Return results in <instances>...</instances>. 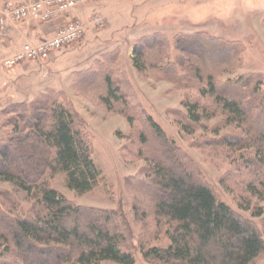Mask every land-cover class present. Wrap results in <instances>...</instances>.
Here are the masks:
<instances>
[{"label": "trees", "instance_id": "trees-1", "mask_svg": "<svg viewBox=\"0 0 264 264\" xmlns=\"http://www.w3.org/2000/svg\"><path fill=\"white\" fill-rule=\"evenodd\" d=\"M172 39L143 35L134 44L132 65L142 77L155 70L175 87L195 91L181 101L185 111L170 110L182 133H194L207 117L221 118L212 136L194 145L209 148L214 158L235 155L234 174L243 182L237 205L250 211L249 198L264 197V74L220 79L240 62L239 42L203 31ZM117 60L116 50L100 55L89 68L73 72L71 84L109 112L115 102L124 104L119 114L129 122L135 144L123 145V156L144 161L123 183L141 223L138 246L130 249L133 236L121 211L75 204L50 186L63 173L66 187L85 194L100 172L87 125L62 91L47 88L0 112V127L7 128L0 135V179L43 207L41 215L24 216L15 212L13 197L0 195V264H139L137 255L146 264L263 261L264 217L259 227L220 199L138 102ZM251 215L261 217L263 210L256 207ZM162 234L167 244H152Z\"/></svg>", "mask_w": 264, "mask_h": 264}, {"label": "rangeland", "instance_id": "rangeland-1", "mask_svg": "<svg viewBox=\"0 0 264 264\" xmlns=\"http://www.w3.org/2000/svg\"><path fill=\"white\" fill-rule=\"evenodd\" d=\"M136 3L134 7L131 6L127 10L110 3V16H115L117 22L107 19L106 23L110 26L107 28L101 16L91 17L87 23L83 22L85 27L81 45L74 47V43L66 48L50 52L47 58H50V64L46 65V69L43 67L34 69V73L41 82L51 76L55 80L60 78L68 82L67 88L60 84H55V88L61 89L57 91L64 93L83 123L87 125L92 145V160L100 172L97 185L85 194H78L66 187L63 173L55 174L50 179V186L75 204L121 211L133 236L130 249L134 250L138 246L140 234H142L141 223L134 214L131 198L123 183L124 178L136 173L144 161L128 159V157L126 160L123 156L122 146L135 144V139L129 133L131 130L129 122L119 114L124 104L122 101L115 102L113 111L109 112L99 103L77 91L71 84L73 72L89 68L100 55L116 50L118 65L125 74L124 79L132 84L137 100L146 112L190 157L220 199L261 227L262 217H264V197L263 199L249 198V202L254 206L251 210L256 207L263 210L261 217H254L251 215V210L242 209L237 205V201L242 200L239 194L243 193V182H241V176L234 174L238 171L239 164L235 155L233 158L231 155L214 158L211 157L209 148L198 149L194 145L197 141H202L203 137L212 136V129L222 123L221 118L207 117L201 121L202 126L198 127L194 133L190 135L182 133L178 128L174 112L171 114L170 110L185 111L181 101L187 96L194 97L195 91L175 87L171 82L159 78L155 70H149L147 76L142 77L133 67L131 56L134 44L143 35L158 32L171 41L179 33L203 31L226 41L241 43L240 62L236 63L229 73L220 76V79L235 78L250 72L264 74V0H136ZM123 17L129 18V29L116 27L122 26L118 20ZM36 23L17 24L12 33L22 25L31 27ZM5 39L0 38V40ZM10 55L12 53L8 56ZM6 57L0 60V79H7L8 77L4 78L7 73L17 66L11 69L3 67L2 62ZM46 70H51L53 74L45 79L42 75ZM34 97L35 95L31 99ZM13 98H8L6 94L0 97V112L9 103L23 102L19 96H16L14 100ZM230 128V125L225 126L221 128V131ZM6 131L7 128L0 127V135ZM6 192L15 200L16 213L20 211L24 216H36L43 213V207L31 195L17 191L11 184L0 179V195ZM152 244L166 245V235L162 234ZM137 259L139 264H146L139 259L138 255ZM257 264H264V260Z\"/></svg>", "mask_w": 264, "mask_h": 264}, {"label": "crops", "instance_id": "crops-1", "mask_svg": "<svg viewBox=\"0 0 264 264\" xmlns=\"http://www.w3.org/2000/svg\"><path fill=\"white\" fill-rule=\"evenodd\" d=\"M5 1L6 0H0V7ZM110 3H113L119 7H124L126 10L131 6L134 7L137 4L136 0H93L92 2L84 4L83 6H77L74 10L49 22L36 23L31 27L22 25L16 32L11 33L8 38L6 37L5 40H0V60L18 50L23 43L28 42L35 44L39 41L53 37L55 31L60 26L65 25L68 21L73 19L79 20L81 23H87L91 17L101 16V18L104 20V23L106 24V27L110 28V26L106 23L107 19L117 22V18L115 16H110ZM129 22L130 20L129 18L127 19V17L120 18L118 23L122 26L116 27L129 29ZM82 41L83 36L73 46L76 47L77 45H81ZM73 46L72 48H74ZM48 64H50V58L42 63L25 62L15 66L14 69L10 73H7L6 77H4H8L7 79H0V97L6 94L8 98H15L16 96H19L22 101H29L31 100L32 96H36L47 88L56 89L55 84H60L64 88H67L68 82H64L60 78L55 80V78L51 76V74H53L51 73V70L44 71L42 75L43 78L46 79L48 76L51 77L47 80H42L41 82L40 78H38V76L34 73V69L39 67L46 69V65L48 66Z\"/></svg>", "mask_w": 264, "mask_h": 264}, {"label": "built area", "instance_id": "built-area-1", "mask_svg": "<svg viewBox=\"0 0 264 264\" xmlns=\"http://www.w3.org/2000/svg\"><path fill=\"white\" fill-rule=\"evenodd\" d=\"M92 0H6L0 7V38L8 37L17 24L49 22L64 15L81 4ZM99 23V22H97ZM84 25L78 20H70L59 27L54 36L35 44L24 43L12 55L6 57L2 65L11 69L21 62L41 63L50 52L74 44L83 35Z\"/></svg>", "mask_w": 264, "mask_h": 264}]
</instances>
